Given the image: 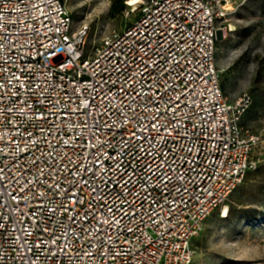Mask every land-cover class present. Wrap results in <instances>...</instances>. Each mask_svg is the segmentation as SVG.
<instances>
[{
    "label": "built area",
    "instance_id": "2783aa9c",
    "mask_svg": "<svg viewBox=\"0 0 264 264\" xmlns=\"http://www.w3.org/2000/svg\"><path fill=\"white\" fill-rule=\"evenodd\" d=\"M66 1L0 0V264H191L257 167L225 0H146L91 48Z\"/></svg>",
    "mask_w": 264,
    "mask_h": 264
},
{
    "label": "rangeland",
    "instance_id": "374dc122",
    "mask_svg": "<svg viewBox=\"0 0 264 264\" xmlns=\"http://www.w3.org/2000/svg\"><path fill=\"white\" fill-rule=\"evenodd\" d=\"M129 1L66 3L74 28H87V47L91 48L139 15L140 11L134 10ZM225 3L228 11L219 23L216 65L232 105L248 96L242 123L260 139L252 155L257 167L247 173L225 205L215 209L205 221V228L192 242L195 252L191 264H264V0ZM226 207L230 210L228 215L223 212Z\"/></svg>",
    "mask_w": 264,
    "mask_h": 264
},
{
    "label": "bare ground",
    "instance_id": "6f19581e",
    "mask_svg": "<svg viewBox=\"0 0 264 264\" xmlns=\"http://www.w3.org/2000/svg\"><path fill=\"white\" fill-rule=\"evenodd\" d=\"M139 3H141V0H130L129 4L133 6V9L136 10L138 8ZM226 209V208H225ZM225 214V211H224Z\"/></svg>",
    "mask_w": 264,
    "mask_h": 264
},
{
    "label": "water",
    "instance_id": "95a60500",
    "mask_svg": "<svg viewBox=\"0 0 264 264\" xmlns=\"http://www.w3.org/2000/svg\"><path fill=\"white\" fill-rule=\"evenodd\" d=\"M220 34H221V32H219V33H218V37H217V38H218V40L220 39Z\"/></svg>",
    "mask_w": 264,
    "mask_h": 264
},
{
    "label": "trees",
    "instance_id": "16d2710c",
    "mask_svg": "<svg viewBox=\"0 0 264 264\" xmlns=\"http://www.w3.org/2000/svg\"><path fill=\"white\" fill-rule=\"evenodd\" d=\"M230 212V210H228V213ZM228 213H227V215H228Z\"/></svg>",
    "mask_w": 264,
    "mask_h": 264
}]
</instances>
